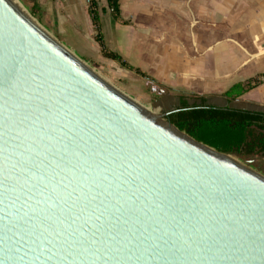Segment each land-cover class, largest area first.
<instances>
[{
	"label": "water",
	"instance_id": "obj_1",
	"mask_svg": "<svg viewBox=\"0 0 264 264\" xmlns=\"http://www.w3.org/2000/svg\"><path fill=\"white\" fill-rule=\"evenodd\" d=\"M173 111L0 0V264H264V175Z\"/></svg>",
	"mask_w": 264,
	"mask_h": 264
},
{
	"label": "crops",
	"instance_id": "obj_2",
	"mask_svg": "<svg viewBox=\"0 0 264 264\" xmlns=\"http://www.w3.org/2000/svg\"><path fill=\"white\" fill-rule=\"evenodd\" d=\"M90 1L66 4L97 47ZM92 1L106 46L168 86L174 100L197 95L212 106L264 107V83L236 99L223 95L233 84L264 74L253 73L255 63L264 65V0H121L117 19L107 0Z\"/></svg>",
	"mask_w": 264,
	"mask_h": 264
},
{
	"label": "trees",
	"instance_id": "obj_3",
	"mask_svg": "<svg viewBox=\"0 0 264 264\" xmlns=\"http://www.w3.org/2000/svg\"><path fill=\"white\" fill-rule=\"evenodd\" d=\"M112 16H121V0H107ZM89 14L96 31L95 39L106 58L117 61L122 67L148 77L140 68L125 61L120 54L109 50L101 33L100 14L95 1H90ZM264 77V74H262ZM260 77L233 84L223 93L227 98H238L264 83ZM179 105L169 115L170 121L180 130L215 149L238 157L264 159V110L223 108L206 103V97L179 95ZM193 100V103L190 101ZM198 101V102H197Z\"/></svg>",
	"mask_w": 264,
	"mask_h": 264
},
{
	"label": "rangeland",
	"instance_id": "obj_4",
	"mask_svg": "<svg viewBox=\"0 0 264 264\" xmlns=\"http://www.w3.org/2000/svg\"><path fill=\"white\" fill-rule=\"evenodd\" d=\"M50 34L84 60L96 73L101 75L123 93L135 99L148 113L157 115L170 110L172 100L168 86L153 78L143 77L122 67L117 61L107 60L100 46L95 47L92 36L82 24L73 19L77 15L66 0H17ZM90 4V2H89ZM78 8V7H77ZM74 14V15H73ZM74 17V18H73ZM80 20V19H79ZM109 50L111 47L107 46ZM130 64V63H129ZM254 72L264 71V65L255 63ZM264 80L263 75H258ZM235 80H239L238 74ZM251 106L258 104L251 103ZM264 108V107H263ZM164 121L167 118H163ZM234 157L264 175V159L259 157Z\"/></svg>",
	"mask_w": 264,
	"mask_h": 264
},
{
	"label": "flooded vegetation",
	"instance_id": "obj_5",
	"mask_svg": "<svg viewBox=\"0 0 264 264\" xmlns=\"http://www.w3.org/2000/svg\"><path fill=\"white\" fill-rule=\"evenodd\" d=\"M172 100L170 101V103H171V106H170V110L172 109V108H175L176 106H178L180 103H179V99H177V100H174V98H172V97H170ZM191 103H193V100H191L190 101ZM198 102V101H197ZM206 103L207 104H209L208 103V100H206ZM210 105V104H209ZM230 107V106H229ZM231 108V107H230Z\"/></svg>",
	"mask_w": 264,
	"mask_h": 264
}]
</instances>
